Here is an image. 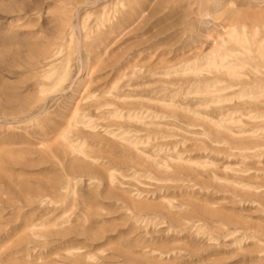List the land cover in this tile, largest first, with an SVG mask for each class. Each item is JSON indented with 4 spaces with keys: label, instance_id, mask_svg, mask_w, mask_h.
<instances>
[{
    "label": "rangeland",
    "instance_id": "rangeland-1",
    "mask_svg": "<svg viewBox=\"0 0 264 264\" xmlns=\"http://www.w3.org/2000/svg\"><path fill=\"white\" fill-rule=\"evenodd\" d=\"M0 264H264V0H0Z\"/></svg>",
    "mask_w": 264,
    "mask_h": 264
},
{
    "label": "bare ground",
    "instance_id": "bare-ground-1",
    "mask_svg": "<svg viewBox=\"0 0 264 264\" xmlns=\"http://www.w3.org/2000/svg\"><path fill=\"white\" fill-rule=\"evenodd\" d=\"M236 29H237V28L233 26V28H232V31H233V32H232V33H235V32H236ZM71 88H72V87H71ZM73 125H74V124H73ZM61 134H62V133H61ZM68 147H69V146H68Z\"/></svg>",
    "mask_w": 264,
    "mask_h": 264
}]
</instances>
